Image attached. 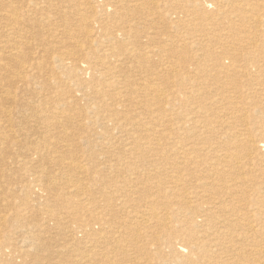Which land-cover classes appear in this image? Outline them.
Masks as SVG:
<instances>
[{"label": "bare ground", "instance_id": "1", "mask_svg": "<svg viewBox=\"0 0 264 264\" xmlns=\"http://www.w3.org/2000/svg\"><path fill=\"white\" fill-rule=\"evenodd\" d=\"M248 91L264 105V0H0V209L26 207L0 210V264H264Z\"/></svg>", "mask_w": 264, "mask_h": 264}, {"label": "rangeland", "instance_id": "2", "mask_svg": "<svg viewBox=\"0 0 264 264\" xmlns=\"http://www.w3.org/2000/svg\"><path fill=\"white\" fill-rule=\"evenodd\" d=\"M221 21H222V20H221ZM209 27L212 28V25H209ZM219 29H221L220 26H219ZM219 29H215L216 31L218 30L217 32H216L215 30H213V31H215V33H218V34L223 33V29H222V30H219ZM190 39H191L192 41H195V40H196L197 42H201V39L198 37V35H194V36L191 35V36H190ZM193 39H195V40H193ZM207 41H208V40H207ZM202 43H203V42H202ZM207 43H208V45H213V46H214V48H213V46H212V48H213L214 51H216V52H219V51H220L221 48H220L219 46H220L221 42H209V41H208V42H204L203 44H207ZM211 43H212V44H211ZM218 44H219V45H218ZM195 46H196V45H195ZM198 46H199V45H198ZM198 46H196V48H195L194 50H198V49L200 48V47L197 48ZM218 48H219V49H218ZM218 50H219V51H218ZM214 51H212V52H214ZM198 53H200V50H198ZM224 89H225V90H224ZM223 90H224L223 93L225 94V91H226L227 89L223 87ZM249 92H250V91H248V94H247V95L250 96V94H252V93H251V92L249 93ZM226 93H227V92H226ZM262 95H264V94H262ZM229 96H230V94H229ZM252 96H253V97H252ZM250 97H251V98H248V99H247V98H244V99H242L241 101H239V103L241 104V106H240V104H238L239 108L237 107V110H238V111H236V112H239V110H242V109H245L246 111L252 112L254 108H261V107H262V109L264 110V105L261 106L262 104H261V103H260L261 105L259 104V101L257 100V97H255V95L252 94ZM263 97H264V96H263ZM254 98H255L256 100H255ZM246 99H247V100H246ZM245 101H246V102H245ZM244 102H245L246 104H244ZM248 102H249V104L252 103V104H251L252 106L250 105L251 107L248 106ZM250 102H251V103H250ZM255 102H256V104H255ZM257 102H258V103H257ZM229 103H230V102H229ZM253 103H254V104H253ZM223 104L225 105L226 103L223 102ZM230 104H234V105H235V103H233V101H232ZM257 104H259V105H257ZM224 105H222V106H224ZM253 105H254V106H253ZM255 105H256L257 107H256ZM241 107H242V108H241ZM223 108H224V107H223ZM219 109H221L220 112H222V108H221V106L219 107ZM248 109H249V110H248ZM220 112H219V115L221 114V116H222V118H223V121H224V119H228V116H230V119H228V120H231V119H232V118H231V114H230L229 112H228V113H229L230 115L227 114V113L224 112V111H223L222 113H220ZM224 113H225V114H224ZM227 115H228V116H227ZM224 116H225L226 118H225ZM233 120H234V118H233ZM218 126H219V124H218ZM238 126H239V127H238ZM238 126H236V127H237V128H241L240 125H238ZM219 127H220V126H219ZM221 131H222V126H221ZM83 148H85V146H83ZM99 150H101V149L97 148V152H96V153H98V152H99V153H103V152H104V154H105V155L107 154V155H108L107 157L109 158V159H108L107 157H105L106 160H107V159H108V160H112L113 162H115V158H117V155H116V154H117V153H116L117 151H116V150L119 151V149H117V148L111 150L112 152H111V151H107V152H106V151H103V150H105V149H103V150H101V151H99ZM102 151H103V152H102ZM105 152H106V153H105ZM113 152H114V153H113ZM110 154H111V155H110ZM86 155L89 156V157H92L93 159L95 158V160H96V154L87 151V153L83 154L84 157H81V154L79 155L78 158H80V160H81L80 162H82V163L84 162V161H82V160H83L84 158L87 157ZM91 155H92V156H91ZM94 155H95V156H94ZM114 155H115V156H114ZM110 156H111V159H110ZM98 157H100V156H98ZM112 157H113V158H112ZM87 158H88V157H87ZM98 160H99V161H100V160L103 161V159H101V158H99ZM108 160H107V161H108ZM84 163H85V162H84ZM84 163H83V164H84ZM53 165H54V166H53ZM55 165H57V164H50V167H49V168H50V170H51L52 173H56V172H57V173H60V176H57V179L59 178V179H58V184H59V186L61 185L60 187H58V189L61 188V189L65 190V191H66L67 188L70 189L69 186H72V185H71L72 182H77V181H78V179H77L78 177H76V178L73 177V175L77 176L78 173H76L74 170L71 171V169H69L68 167H64V169H66V170H64V171H65V172H64V171H63V167H61V165H59V164H58V166H55ZM246 166L249 167V165H246ZM53 168H54V170H53ZM55 168H56V169H55ZM61 168H62V169H61ZM59 169H60V170H59ZM56 170H57V171H56ZM53 171H54V172H53ZM60 171H61V172H60ZM62 172H63V173H62ZM66 172H67V175H66ZM68 172H69V173H68ZM71 172H72V173L74 172L73 175H71V174H72ZM67 176H68V177H67ZM81 176H82V175H81ZM132 176H133V175H132ZM86 177H87V180H88V181L91 180V181L94 183L93 178H90L91 176H88V175H87ZM89 178H90V179H89ZM76 179H77V180H76ZM67 180H68V181H67ZM72 180H74V181H72ZM75 180H76V181H75ZM24 181H25V180L22 181L23 184L26 183V182H24ZM60 182H61V184H60ZM89 182H90V181H89ZM25 187H26L27 189L30 188V187H28L27 185H26ZM94 187H95V186H94ZM30 189H31V188H30ZM71 189H72V188H71ZM71 189H70V190H71ZM122 189H123V188H122ZM19 193H20V192H18V194H19ZM74 193H75V192H74ZM74 193H72V194H74ZM22 194L24 195V192L21 191V193H20L19 196H22ZM104 194H106V193H104ZM5 197H7V196H5ZM5 197H4V198H5ZM89 197H90V196H89ZM8 198H9V196H8ZM91 198H92V197H91ZM100 200H101V199H100ZM1 201L4 202V203L1 202V203H2V205H1V206H2L1 209H3V208L5 209L6 207L8 208V209L6 208V210L3 209V210L1 211V213H5V212L9 213V212H11L12 210H14V208L17 207V206H18V207L21 206L22 209H26V207H23V206H25L24 204L19 205V204H20L19 201L17 202L16 205L13 204L14 208H13V206L10 207V205H12V203H11L10 201H8V200H1ZM97 201H99V200H97ZM6 202H7V203H11V204H7ZM100 202H101V203H100L99 206H98L97 204H96L97 206H96V205H93V209L96 207V208H95V209H96L95 211H98L99 213H100L99 208L102 209V208L104 207L103 205L105 204L102 200H101ZM102 202H103L104 204H102ZM21 203H23V202H21ZM93 203H94V202H93ZM7 205H9V206H7ZM22 205H23V206H22ZM101 205H102V206H101ZM3 206H4V207H3ZM94 206H95V207H94ZM18 207H17V208H18ZM21 207H20V208H21ZM91 207H92V206H91ZM97 207H98V210H97ZM101 207H102V208H101ZM10 208H11V209H10ZM1 209H0V210H1ZM8 210H10V211L8 212ZM7 213H6V214H7ZM101 214H102V213H101ZM120 215L125 216L124 213H121ZM123 216H122V217H123ZM7 217H8V216H7ZM7 217H6V221L8 220L9 222L7 221V223L4 224L3 228L7 227V230H10V229H11L12 231H16V234L19 232V233H18L19 235H20L21 233H22L23 235H27V232H26L23 228H19V223H20V221H18V222L12 221V222H11L9 219H7ZM68 219H69V218H68ZM68 219H67V221H70V220H68ZM138 219H139L140 222H142V219H141L140 216H138ZM67 221H66V222H67ZM161 221H162V220H161ZM14 222H15V223H14ZM150 222H151V223H150ZM150 222H149L147 225H155V224L153 223V220L150 221ZM163 222H164V221H163ZM17 223H18V224H17ZM22 223H24V222H22ZM15 225H16V226H15ZM17 225H18V227H17ZM97 225H98V226H97ZM97 225H96V224L94 225V229H95V230H97V229L99 230V229L101 228V226H100L99 224H97ZM147 225H145V226H147ZM14 226H15V227H14ZM11 227H12V228H11ZM13 227H14V228H13ZM9 228H10V229H9ZM5 229H6V228H5ZM54 231H55V230H54ZM63 236H64V235H63ZM63 236H62V238H63ZM64 237H65V239H68L70 236H64ZM147 238H148V236L146 237V239H143V237H142V240H141V242H142L141 244H142V245L145 244V243H147ZM65 239H61V240H62L61 242H64ZM144 240H146L145 243L143 242ZM86 243H87V242H86ZM12 244H13V243H12ZM15 244L18 246L17 243H15ZM19 244H20L19 246L22 247L24 244L26 245V244H28V243H25V242L20 243V240H19ZM21 244H22V245H21ZM16 245L14 246V248H18ZM87 245H88V246H86L87 248H89L90 246H92V244H91V245L87 244ZM76 247H77V248H76ZM79 247L82 249V251L84 250V249H83L84 247H83L82 245H79V246H75V247H74V248H75V251H76L77 249H78V251H81V249H79ZM125 249L127 250V252H128V251L130 252V251L132 250L131 247H128V248L125 247ZM153 250H154V249H153ZM85 251H88V250H85Z\"/></svg>", "mask_w": 264, "mask_h": 264}]
</instances>
